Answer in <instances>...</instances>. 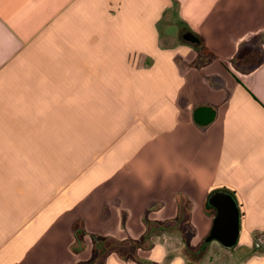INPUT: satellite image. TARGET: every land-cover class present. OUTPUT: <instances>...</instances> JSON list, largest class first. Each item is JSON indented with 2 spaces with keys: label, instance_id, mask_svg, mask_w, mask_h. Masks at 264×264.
Listing matches in <instances>:
<instances>
[{
  "label": "crops",
  "instance_id": "0c3cea01",
  "mask_svg": "<svg viewBox=\"0 0 264 264\" xmlns=\"http://www.w3.org/2000/svg\"><path fill=\"white\" fill-rule=\"evenodd\" d=\"M263 35L264 0H0V168L10 170L0 174L9 232L0 264L182 259L149 226L186 210L191 241L204 240L216 190L239 205L238 244H255L264 234V57L253 69L235 58ZM98 94L120 106L85 145L76 115ZM50 115V143L70 155H33L51 137ZM35 161L57 163L35 180ZM65 163L80 165L65 172ZM131 241L124 255L114 245ZM255 247L241 264H264V245Z\"/></svg>",
  "mask_w": 264,
  "mask_h": 264
},
{
  "label": "rangeland",
  "instance_id": "374dc122",
  "mask_svg": "<svg viewBox=\"0 0 264 264\" xmlns=\"http://www.w3.org/2000/svg\"><path fill=\"white\" fill-rule=\"evenodd\" d=\"M161 30L164 31V24H162ZM161 37H164L162 34ZM178 39H181V36H175ZM100 88L103 89L101 85L98 84V90ZM104 91V89H103ZM120 106V103L116 99L109 100V97L105 94H98V97L95 99H92L91 105L89 99H83L82 100V108L79 114L76 116L79 117V120L76 121L78 125L80 124L81 134H80V140L82 144L89 145V140L93 139L92 141H95L94 137L97 132L98 136V130H93L94 126L97 124L100 128L101 124H104L108 121L107 118H109V110H111L114 107ZM65 115V129L66 131H70L71 127L69 125L73 124L72 118L73 113L71 110H66ZM51 115L49 116V124L48 129L47 124H45V131L47 135L51 134V137H47L48 142H44V144H38L34 145L35 147H32L33 155H41V154H50V157H58V155L61 156H67L71 153L69 150L71 148L65 147L61 148L60 152H57L58 147L52 145L51 143L56 142L57 138L56 135H58V131L56 129H50V123H51ZM52 131V132H51ZM78 132V131H76ZM57 133V134H56ZM56 134V135H52ZM107 134V133H106ZM108 135V134H107ZM66 137H73V136H66ZM101 137V134L100 136ZM97 140V139H96ZM51 141V143H50ZM97 143V141L95 142ZM66 146H70L67 144ZM72 146V145H71ZM84 146V145H83ZM82 146V147H83ZM76 148L78 150V146L76 145ZM74 149V148H73ZM107 149L105 147L104 151ZM51 163H57L53 161L49 162H41V161H35V173L34 177L35 180L39 179V177H42L40 175L42 173V170H44L45 173H47V168L49 164ZM64 165V171H72L78 168L80 164L76 163H65ZM88 166L90 164H84V166ZM3 171H5V174L9 173V169L7 167L0 168V174ZM38 169H41L38 170ZM4 174V175H5ZM70 174H72L70 172ZM37 182V181H36ZM9 195V194H8ZM10 196V195H9ZM8 198V197H7ZM189 212L184 210L181 211L180 217L176 219L175 221H172V224H170L169 227H167L164 230H161V235L159 237H153L152 240L155 242L162 243L165 248L167 249V253L171 254H180L183 255L184 258L178 260H168L165 259L162 264H241V262L250 254L251 251H253L256 247L255 244H253L251 247H246L244 245L238 244L233 249L227 250L224 249L217 241L213 240L209 244H206L205 248L202 250H198V246L202 244L203 238H201L199 241H196V243H193L192 235L195 233V230L193 229L192 225L189 221V216L187 217ZM9 212H7V215ZM6 215L2 218L4 219ZM9 234L8 230L6 228H0V240L4 239ZM197 248V249H196Z\"/></svg>",
  "mask_w": 264,
  "mask_h": 264
},
{
  "label": "water",
  "instance_id": "95a60500",
  "mask_svg": "<svg viewBox=\"0 0 264 264\" xmlns=\"http://www.w3.org/2000/svg\"><path fill=\"white\" fill-rule=\"evenodd\" d=\"M184 39L195 42L197 38L190 32ZM206 206L214 211L212 224L203 242L217 241L224 249H233L239 242L241 213L234 195L227 190H216L206 198ZM264 242V239H260Z\"/></svg>",
  "mask_w": 264,
  "mask_h": 264
},
{
  "label": "trees",
  "instance_id": "16d2710c",
  "mask_svg": "<svg viewBox=\"0 0 264 264\" xmlns=\"http://www.w3.org/2000/svg\"><path fill=\"white\" fill-rule=\"evenodd\" d=\"M254 42V41H253ZM264 42V35L263 36H258L255 39V42L253 43V45L251 47H244L241 48L235 58V62L236 64L243 68V69H253L256 68L257 66H259L263 60L264 57V51L261 47V44ZM207 207V206H206ZM167 227H169V225H154L151 224L149 226V231L148 234L151 233L153 230H164ZM258 236H264L263 235H258ZM257 236V237H258ZM114 245L117 247H119V253L121 255H124V251L121 248H127L129 252H131L132 250V246H135L136 243L135 242H127V243H119V244H115ZM206 246L205 243L202 242V244H200L198 246V250H202L204 249ZM197 249V248H196Z\"/></svg>",
  "mask_w": 264,
  "mask_h": 264
},
{
  "label": "flooded vegetation",
  "instance_id": "af4514ba",
  "mask_svg": "<svg viewBox=\"0 0 264 264\" xmlns=\"http://www.w3.org/2000/svg\"><path fill=\"white\" fill-rule=\"evenodd\" d=\"M260 239H264V236H258L257 238H256V246H262V245H264V242L262 243V242H260Z\"/></svg>",
  "mask_w": 264,
  "mask_h": 264
}]
</instances>
